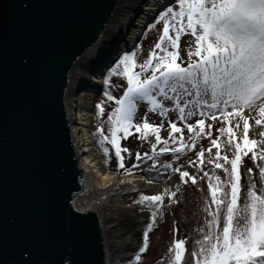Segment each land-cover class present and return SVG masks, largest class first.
<instances>
[{
    "label": "snow or ice",
    "instance_id": "1",
    "mask_svg": "<svg viewBox=\"0 0 264 264\" xmlns=\"http://www.w3.org/2000/svg\"><path fill=\"white\" fill-rule=\"evenodd\" d=\"M149 12L155 13L150 19L162 28L147 57L137 63L131 51L118 56L108 53L98 66V72L104 73L103 95L108 102H114V106L107 112L108 134L100 127L96 133L110 143L117 166L125 173H131L144 161L151 164L147 171H155L158 156L169 153L172 161H166L162 167L178 173L180 182L191 180L196 184L195 174L181 170L179 154L194 150L201 135L211 137L212 124H206L205 120L220 116L223 126L216 129L218 135L210 139L207 149L211 154L215 147V157L210 155L207 162L214 164L216 169H223L224 178L204 172L208 177L210 202L204 207L205 222L199 229V238L193 242L192 261L193 264H264V131L260 133L258 146V142L249 137V116L245 115V109L255 110L260 116L255 124H264V0H157ZM146 26L152 29L154 23ZM184 33L194 38V43L187 48L186 64L182 60L178 62L177 51L178 39ZM21 62L27 63V58H22ZM114 74L126 79V87L118 97L109 91L110 77ZM140 101L146 102L153 112L159 110L161 117L170 110L175 111V120L168 121L167 139L160 135L161 125L149 123L147 118L134 120ZM104 104L101 100L95 105L98 117L105 111ZM237 117V125L243 121L244 135L239 138L242 143L238 142L234 128L229 126V121ZM103 123L105 121H101ZM133 131L140 139H146L149 134L154 136V142L150 141L152 152L137 151L132 164L125 167L122 153H131L120 140ZM221 133L228 135L227 151L231 156L220 151ZM157 145H161L158 150ZM6 150L7 135L2 134L0 160ZM205 151L204 147L194 151L187 165L203 171ZM103 152L107 156L109 148L104 147ZM249 152L258 169L259 188L251 175L253 168L249 167L246 170L249 183L241 193L239 166L242 157ZM165 195L169 203L175 202L173 191L140 192L138 199L133 201L143 206L148 218L142 229L143 246H139L135 259L129 264H136L140 254L146 251L149 230L160 214ZM241 195L242 204L239 203ZM68 227L69 230L73 227L71 221ZM185 245V238L170 242L167 264H182ZM4 249L0 232V264H36L26 245L19 247L16 260L8 259ZM60 264L75 262L70 257H61Z\"/></svg>",
    "mask_w": 264,
    "mask_h": 264
},
{
    "label": "water",
    "instance_id": "2",
    "mask_svg": "<svg viewBox=\"0 0 264 264\" xmlns=\"http://www.w3.org/2000/svg\"><path fill=\"white\" fill-rule=\"evenodd\" d=\"M113 2L0 0V135H7L0 232L10 260L26 245L36 264H60L61 257L106 262L100 222L74 160L63 92L68 62L98 34Z\"/></svg>",
    "mask_w": 264,
    "mask_h": 264
},
{
    "label": "rangeland",
    "instance_id": "3",
    "mask_svg": "<svg viewBox=\"0 0 264 264\" xmlns=\"http://www.w3.org/2000/svg\"><path fill=\"white\" fill-rule=\"evenodd\" d=\"M154 23V27L152 29H147L144 35V38L141 42V50L139 51V56H142L141 58H145L147 56V51L149 49H152V46L154 42L158 39L159 31L162 27L161 24ZM179 43V62L182 60L185 64L188 62V55H187V48L189 44L194 43V38L190 36L189 33L181 34V36L178 39ZM135 53V52H134ZM137 59L139 60L138 54H136ZM111 80V77H110ZM121 85L124 86L125 84L121 82ZM121 88H119L120 90ZM105 89H101V93L96 96L94 94V105H93V111L95 108V112L97 115V109L95 107L96 103L103 100L105 101V104L103 105L105 111L102 113L99 117H97V121L99 123V127L103 129L105 134H108V132L104 129L108 128V125L106 123L107 120V111L106 109L110 106L111 102L107 101V98L104 97L103 92ZM118 90V91H119ZM115 96V95H114ZM166 105L167 102L165 101ZM111 108H109L108 111H110ZM150 112H148V111ZM230 111V110H229ZM137 114L136 119L137 120H143L144 118L150 119V113H155L151 111L147 104H141L138 102L137 104V110L134 114ZM156 112H159L156 111ZM245 115L249 116V137L251 139H255L259 143L261 141L260 133L264 131V124L257 125L255 124V119H259V113L255 110L252 112H249L247 109H245ZM160 114H155L154 119L159 117ZM176 113L173 110H170L164 117H162L163 121L167 119L166 122L169 120H175ZM237 118H234L229 121V126L234 128V133L238 138V142H240V137L244 135L243 130V121L241 120L239 124L237 125L236 120ZM135 120V119H134ZM101 121H105V123L101 124ZM150 121V120H148ZM157 123V122H154ZM153 123V124H154ZM205 123H211L212 124V132L211 137L201 135L197 138V144L196 148L194 150H188L186 152H183L179 154L178 162L181 166V170L187 169L190 173H193L197 176V182L196 184H193L191 180H188L187 183H182L179 181L178 173L166 171L162 165L166 161H172V156L166 154H160L158 156V163L156 166V170L149 172L147 171L148 168L151 167L150 161H144L140 163V166L136 169H133V172L135 171L137 175H144L147 179L153 181V182H162L165 181L168 177L173 179V184H171L170 191L175 192V202L169 203V198L167 195L164 196V199L161 202V209L160 214L158 217L153 221L152 228L149 230V236L148 241L146 245V251L142 254L141 260L136 261V264H167V258L168 253L167 249L170 245V242L175 238H185L186 240V252L183 255V261L182 264H193L191 252L193 249V242L195 239L199 238V229L204 225L205 222V212L204 207L206 204H209L210 202V194L207 191V185H208V177L204 175V172H208L209 175L215 174L219 175L222 179L224 178V172L223 169H216L214 164H210L207 162L209 156L211 155L212 158L215 157V147H213L211 154L207 151L210 139L215 138L218 133L216 129L221 128L223 126V121L221 120L220 116H216L215 118L206 119ZM91 129V128H90ZM95 129H91L90 134L93 135V141L98 146V148L101 150L105 146L107 142L103 141L100 137L99 133H97L98 139L94 136ZM142 135V134H141ZM160 135L161 137L167 139L168 138V124H163L160 127ZM184 135L187 137L188 133L186 128L184 129ZM220 136V143L221 148L220 151L222 154H227L229 156L232 155L231 152L227 151L228 148V135L227 133H221ZM136 140H143L136 137ZM135 141L127 142L126 145L132 146V149L130 151L131 154H126V159L124 160V163L126 164V167L130 166L135 159V153L137 151L142 152V148L138 149V146L133 147ZM161 145L157 147V150L159 149ZM200 147H204L206 149L204 153V165H203V171H200L197 168H193L189 165H187V159L193 158V152L198 151ZM234 148V144H233ZM221 163L223 161L221 160ZM230 167V165H229ZM252 167L253 173L251 174L253 177V180L256 182L257 188H259V174L258 169L256 165L251 160V152L247 154V156L242 157V163L239 166V171L241 174L240 184H241V193H244L246 191V188L248 186V179L246 176V170ZM157 172L160 173V175H157ZM124 173V172H119ZM143 192L142 190L133 191V192H127L125 193L122 187H118L115 190L107 193V195L104 197L105 201H114V200H121V202L130 208H121V207H111L108 205L102 206L99 211L100 214L103 216V219L108 224H114V223H120V226L113 227V231L111 234L115 233L118 236H116L119 241L124 242L126 241V238L130 239L132 237L133 244L131 241H127V245H117L113 247L111 253L109 255V261L113 264H129L130 260H134L135 256L134 254L138 252L139 246H143V236H142V229L144 227V224L148 218V214L145 210H142L143 206L139 203H133L134 200H137L139 197V193ZM144 193V192H143ZM163 193V192H162ZM239 203H243V195L239 197ZM99 202H93V205H98ZM214 207V206H211ZM142 216V220L137 224H132L133 221H136L138 217ZM130 224V225H128ZM109 229V228H108ZM107 229V230H108ZM173 229H177L178 231H173ZM104 233L105 239L109 237V233ZM110 234V235H111ZM136 239V241H135ZM138 242V244H137ZM136 243V244H135ZM136 245V246H135ZM116 253H122V259H119V256ZM114 259V261H113ZM124 263H121V262Z\"/></svg>",
    "mask_w": 264,
    "mask_h": 264
},
{
    "label": "bare ground",
    "instance_id": "4",
    "mask_svg": "<svg viewBox=\"0 0 264 264\" xmlns=\"http://www.w3.org/2000/svg\"><path fill=\"white\" fill-rule=\"evenodd\" d=\"M160 2H163V0H160ZM156 4L157 0H114L98 34L68 62L64 74V108L67 126L70 131V142L76 166L84 177L89 199L92 205L93 202H99L97 206L93 205V209L100 222V242H102L106 254L105 264H113L109 261V255L112 254L113 247L127 245V241H131L132 244L134 242L132 237L121 242L122 240L119 241L116 237L117 234H111L113 227L120 226V223L108 224L103 219L99 209L104 205L121 208L130 207L124 205L121 200L105 201L104 197L107 193L118 187H122L125 193L133 192L134 189L142 190L145 194L166 193L170 191L171 184H173V179L170 177L162 182H153L144 175V179L141 180V175L135 173L121 175L119 172L113 171L107 166L105 167V157L107 159L110 156L113 157V155L108 153L106 156L105 153L98 150L90 134L91 129L99 127L96 114L92 108L95 89L93 87L100 84L104 74L98 72L101 60L108 54L110 49L116 46L117 41H122V47L127 43H131L135 54H138L139 58L142 57L139 56V51L141 50L144 33L148 29L146 26L147 15L144 14V10L154 8ZM139 6H143V10H140ZM155 114H159V112H151L150 119H153ZM131 141L133 140L129 142ZM142 219V216L138 217L132 224H137ZM106 230L109 237L105 239L104 233H106ZM116 254L119 259L123 258L122 253Z\"/></svg>",
    "mask_w": 264,
    "mask_h": 264
},
{
    "label": "trees",
    "instance_id": "5",
    "mask_svg": "<svg viewBox=\"0 0 264 264\" xmlns=\"http://www.w3.org/2000/svg\"><path fill=\"white\" fill-rule=\"evenodd\" d=\"M115 77H116V75H113L112 77H111V80H110V82H109V84H110V87H109V91H111V93L113 94V95H115V96H119V95H121V94H119L118 92H117V90H116V88H117V80H115ZM116 87V88H115ZM114 106V103L113 104H110V106L106 109V111L108 112V110H109V108H112ZM98 128V127H97ZM97 128H95V131H94V136L98 139V137H97V133H96V129ZM104 130H106L107 131V129H104ZM138 136V134L136 133V132H134L132 135H130L129 136V138L128 139H126L125 141H124V143H123V146H125L127 149H129L130 151L131 150H133L132 149V146L130 147L129 145H126L127 144V142H129L130 140H133V141H135L134 142V144H133V147H137L138 145V149H140V148H142V152H148L149 154H151V152H152V149H151V144H150V141L151 142H154V139L152 138V137H150V136H148L146 139H143V140H136V137ZM159 145H157V147H158ZM104 147H108L109 148V153L110 154H112L113 155V157L112 156H110L109 158H107L106 159V157H105V163H106V165H107V167H109V168H111L113 171H116V172H124V170L122 169V168H119L118 166H117V163H116V159H115V156H114V152L112 151V149H111V145H110V143L109 142H107L106 144H105V146ZM103 147V148H104ZM136 147H135V150H136ZM103 148H101V151L103 152ZM137 151V150H136ZM104 153V152H103ZM124 154V160L126 159V154H128V153H123ZM125 164V163H124ZM125 167H126V164H125Z\"/></svg>",
    "mask_w": 264,
    "mask_h": 264
}]
</instances>
